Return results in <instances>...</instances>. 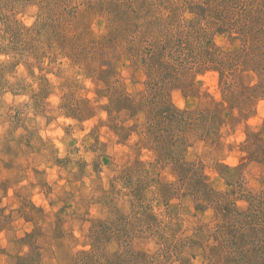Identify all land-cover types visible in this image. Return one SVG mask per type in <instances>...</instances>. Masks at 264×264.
<instances>
[{
    "label": "rangeland",
    "instance_id": "1",
    "mask_svg": "<svg viewBox=\"0 0 264 264\" xmlns=\"http://www.w3.org/2000/svg\"><path fill=\"white\" fill-rule=\"evenodd\" d=\"M153 3L0 0V15L29 28L12 42L0 21V43L7 46L0 55L6 264H72L82 250L95 253L98 264H144L145 254L149 264H245L224 256L226 245L214 235L221 230L216 210L199 208L195 187L175 162L204 174L218 191H264V54L230 72L240 93H228L216 69L181 84L185 68L175 64L152 96L149 53L137 45L153 32L139 42L130 21L141 31L154 21L148 25L176 39L179 18L199 20L180 7L177 21L164 24L170 10ZM211 33L224 51L247 49L230 31ZM117 92L127 95L124 102ZM167 100L193 111L190 123L157 122ZM56 129L64 135H41ZM238 205L246 209L248 202Z\"/></svg>",
    "mask_w": 264,
    "mask_h": 264
},
{
    "label": "trees",
    "instance_id": "2",
    "mask_svg": "<svg viewBox=\"0 0 264 264\" xmlns=\"http://www.w3.org/2000/svg\"><path fill=\"white\" fill-rule=\"evenodd\" d=\"M168 1L154 0L153 3L154 8L158 9L163 6L170 10L171 14L169 13L164 19V24L168 25L175 19L174 16L179 15L180 11L182 13V8H190L199 20L195 24L193 20L188 22L183 17L179 18L176 29L180 31L177 33L176 39L172 37L174 35H169L167 30H157L148 25L155 24L154 21L145 23L144 31L137 29L139 26L133 20L130 21L129 32L132 31L134 39L139 42L140 38L148 36L146 34H149L150 31L153 32V37H147L144 40L145 45H137L138 49H147L149 53L148 83L150 88L148 93L152 96L157 93L156 85L160 83V79L165 74H170L169 72L174 69L175 64L185 68L184 72L186 73L180 81L181 84L186 85L192 74L195 76L205 70L216 69L221 72L226 91L238 93L240 87H237L235 81L230 79V72L237 71L242 60H246V62L259 60L258 53L264 54V0H178L176 5H172L175 3L170 4ZM171 6H175V8L170 9ZM171 15L173 16L171 17ZM0 16H2L0 21L3 20L6 28L5 34L12 42L17 37L19 30L21 33H24L26 29L29 30L17 19ZM175 20L177 21V19ZM191 24L195 26L193 27ZM212 31L213 34L216 31H230L232 37H239L243 40V45L247 49L244 48L243 52L239 50L224 51L210 36ZM6 47L0 43V55L6 53L4 51ZM188 65L190 67L187 68ZM169 82L172 81H167L166 84H170ZM117 94L119 95L116 100L121 101L122 99L124 102L123 99L127 95L118 92ZM166 98L164 96L163 99L166 100ZM161 106L164 107L161 109L159 107L157 122L161 117L163 119L170 118L178 123H190L192 120L193 111L191 110L179 109L168 100L164 101ZM206 124L211 128V124ZM151 125L155 124L151 123ZM179 163V161L175 162L176 169L183 172L181 176L195 187L197 198L200 199L199 208L204 209L206 206L214 208L221 220V225H219L221 230L215 232L214 235L215 239L219 240L220 238L226 245L224 246L226 249L224 256L230 262L237 263L241 260L245 264H264V191L257 192L249 189H247V193H245V189H242L241 192L237 189L234 193L218 191L212 187L204 174H198V171H193V168L189 167L183 169L186 164L181 167ZM232 195H235V198H232ZM240 199L248 202L246 209L239 207ZM152 218L157 219L156 215H153ZM2 226L0 220V230ZM144 257L146 258L144 264H149L150 260L146 254ZM121 258L122 255H113L115 263L121 262ZM21 260L25 261L26 258L21 257ZM97 261L95 253L82 250L74 257L72 264H98Z\"/></svg>",
    "mask_w": 264,
    "mask_h": 264
},
{
    "label": "clouds",
    "instance_id": "3",
    "mask_svg": "<svg viewBox=\"0 0 264 264\" xmlns=\"http://www.w3.org/2000/svg\"><path fill=\"white\" fill-rule=\"evenodd\" d=\"M55 102H56V100H55V98H53V103H55ZM60 122L61 123H68V124L73 123L72 120H70V119L69 120H65L63 117H60ZM51 127L52 128H55L56 127L55 123ZM41 135H49V136H54L55 137V136H63L64 133H63V131L61 129H56L55 132H47V133L42 132ZM78 135H81L82 136L83 133H79ZM56 146L61 149V151L59 153V156H60V158H63L64 151H63L62 145H60L57 142ZM41 167H43V165H41ZM54 178H55V175H54V170H53V173L50 174V178L49 179L51 180V179H54ZM11 195H12V192L10 190L9 191V196H11ZM40 199H41V197H36L35 198L37 204H39ZM3 238H4V233H0V241H3V243L6 245L7 242ZM25 251H27V249H25ZM0 264H6V258H0Z\"/></svg>",
    "mask_w": 264,
    "mask_h": 264
}]
</instances>
